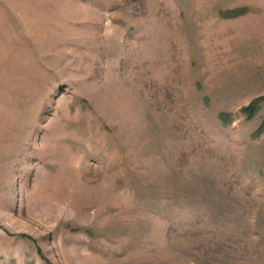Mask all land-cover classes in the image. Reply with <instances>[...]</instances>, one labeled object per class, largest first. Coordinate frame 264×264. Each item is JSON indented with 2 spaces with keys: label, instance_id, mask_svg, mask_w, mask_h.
I'll use <instances>...</instances> for the list:
<instances>
[{
  "label": "rangeland",
  "instance_id": "obj_1",
  "mask_svg": "<svg viewBox=\"0 0 264 264\" xmlns=\"http://www.w3.org/2000/svg\"><path fill=\"white\" fill-rule=\"evenodd\" d=\"M264 0H0V264H264Z\"/></svg>",
  "mask_w": 264,
  "mask_h": 264
},
{
  "label": "trees",
  "instance_id": "obj_2",
  "mask_svg": "<svg viewBox=\"0 0 264 264\" xmlns=\"http://www.w3.org/2000/svg\"><path fill=\"white\" fill-rule=\"evenodd\" d=\"M263 99L264 98L255 100L248 107L243 108L242 113L245 114L249 119L252 118L255 115V113L258 111V106ZM263 128H264V124L263 127L261 128V131L263 130Z\"/></svg>",
  "mask_w": 264,
  "mask_h": 264
}]
</instances>
